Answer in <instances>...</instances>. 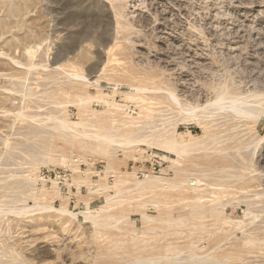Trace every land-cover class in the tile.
I'll list each match as a JSON object with an SVG mask.
<instances>
[{"label": "rangeland", "instance_id": "1", "mask_svg": "<svg viewBox=\"0 0 264 264\" xmlns=\"http://www.w3.org/2000/svg\"><path fill=\"white\" fill-rule=\"evenodd\" d=\"M0 264H264V0H0Z\"/></svg>", "mask_w": 264, "mask_h": 264}]
</instances>
